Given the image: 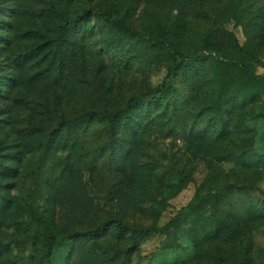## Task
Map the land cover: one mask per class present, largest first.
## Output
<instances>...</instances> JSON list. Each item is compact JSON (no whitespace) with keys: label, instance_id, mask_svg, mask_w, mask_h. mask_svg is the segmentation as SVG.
I'll list each match as a JSON object with an SVG mask.
<instances>
[{"label":"rangeland","instance_id":"1","mask_svg":"<svg viewBox=\"0 0 264 264\" xmlns=\"http://www.w3.org/2000/svg\"><path fill=\"white\" fill-rule=\"evenodd\" d=\"M99 11L213 48L127 105L171 56ZM263 73L264 0H0V264H264Z\"/></svg>","mask_w":264,"mask_h":264},{"label":"trees","instance_id":"2","mask_svg":"<svg viewBox=\"0 0 264 264\" xmlns=\"http://www.w3.org/2000/svg\"><path fill=\"white\" fill-rule=\"evenodd\" d=\"M88 12H90V13L94 12V9L92 7H86V8H84V10L81 13L76 14L72 18H69V19L61 18L60 25H62L64 27L72 26V25L76 24L77 22L81 21L83 18H85L87 16ZM98 14L100 15L101 18H103L106 21L116 22L125 31L135 34L136 36L144 39L149 44L163 48L171 56V61H170L169 65L166 69L165 74L161 78L160 82L157 83L149 91L142 92V93L137 94L135 96H130L126 102L127 105H130L131 103H135L137 101H148V100L159 99L162 96L163 92L169 86L170 80L176 71V67H177L178 63L190 62V61H194L197 59H201L207 54V50H210L213 48L212 45H203V46H201L195 50H192V51L181 52V51L177 50L174 47L173 43L166 38H157V37L152 36L149 33L144 32L143 30L134 29V28L128 26L122 20H120L116 17H113L112 15H110L109 13H107L105 11H99ZM233 44H234L233 46L236 48H241L242 50H244L246 52L248 51L247 46H238L236 43H233ZM229 66L232 69L237 70V71L245 70V68L242 64L239 65V64L232 63ZM259 76L264 77V73L259 75ZM117 114H118V111H114L108 117L111 120L114 117H116ZM83 116H84V114H80L79 116H74L71 118H63L62 122H64L65 126L69 128V127L75 125L76 123H78L79 118L83 117ZM217 195H218L217 192L211 193L208 196L209 202L213 203L216 200ZM0 197H1V195H0ZM190 206H191V202L190 203L188 202L187 204L180 206L178 208L177 212L174 214V216L171 217L170 219H168L164 223V225L162 226L163 230L165 231V230H167L168 227L173 226L179 220L181 213L185 210H188L190 208ZM96 231H97V228L90 230V232H92V233H95ZM82 233H84V231H82V232L77 231L75 233H68V234L63 235L62 239H67V238H70L74 235L82 234ZM38 237L42 238L44 240V242H43L44 250H43V253L41 255V258L45 262H48L51 250H52L53 245L55 243V237L52 234H48V235L39 234Z\"/></svg>","mask_w":264,"mask_h":264}]
</instances>
